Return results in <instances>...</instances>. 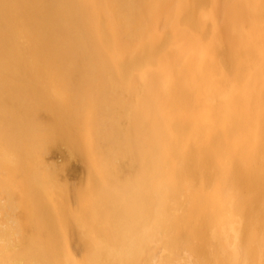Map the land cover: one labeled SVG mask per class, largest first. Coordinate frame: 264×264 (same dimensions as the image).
I'll return each instance as SVG.
<instances>
[{
	"label": "bare ground",
	"instance_id": "6f19581e",
	"mask_svg": "<svg viewBox=\"0 0 264 264\" xmlns=\"http://www.w3.org/2000/svg\"><path fill=\"white\" fill-rule=\"evenodd\" d=\"M0 264H264V0H0Z\"/></svg>",
	"mask_w": 264,
	"mask_h": 264
},
{
	"label": "rangeland",
	"instance_id": "374dc122",
	"mask_svg": "<svg viewBox=\"0 0 264 264\" xmlns=\"http://www.w3.org/2000/svg\"><path fill=\"white\" fill-rule=\"evenodd\" d=\"M204 33L205 37H210V29L204 31ZM76 138L84 144L80 134ZM72 149L70 142L66 140L58 141L50 146L43 159L47 167L51 168L58 185L68 194L69 202L73 208L79 209V203L74 193L86 188L91 173L86 154L81 157L75 156L71 152ZM75 253L78 255L77 252Z\"/></svg>",
	"mask_w": 264,
	"mask_h": 264
}]
</instances>
